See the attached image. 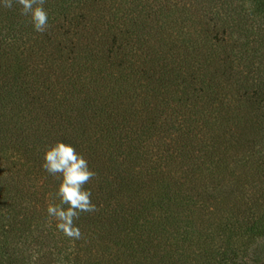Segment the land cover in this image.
<instances>
[{"label": "trees", "instance_id": "obj_1", "mask_svg": "<svg viewBox=\"0 0 264 264\" xmlns=\"http://www.w3.org/2000/svg\"><path fill=\"white\" fill-rule=\"evenodd\" d=\"M0 0V264H264V0ZM96 176L47 226V145ZM263 260V261H262Z\"/></svg>", "mask_w": 264, "mask_h": 264}, {"label": "clouds", "instance_id": "obj_2", "mask_svg": "<svg viewBox=\"0 0 264 264\" xmlns=\"http://www.w3.org/2000/svg\"><path fill=\"white\" fill-rule=\"evenodd\" d=\"M2 3L8 9L18 5L20 14L28 17L36 32L44 33L49 27L48 12L44 8L46 0H2ZM42 159V168L59 180L55 192L59 203L47 205V226L52 227L54 222L56 231L63 237L69 241L81 240L84 237L75 221L81 213L97 210L91 200V191L85 187L96 173L71 144L59 140L46 146ZM29 254L32 264H35L41 252L33 249ZM58 264H66L64 255L58 257Z\"/></svg>", "mask_w": 264, "mask_h": 264}, {"label": "rangeland", "instance_id": "obj_3", "mask_svg": "<svg viewBox=\"0 0 264 264\" xmlns=\"http://www.w3.org/2000/svg\"><path fill=\"white\" fill-rule=\"evenodd\" d=\"M260 32H259V35H260V41L263 43L262 44V47H264V20H261L260 21ZM264 253V252H263ZM263 261V260H262Z\"/></svg>", "mask_w": 264, "mask_h": 264}]
</instances>
